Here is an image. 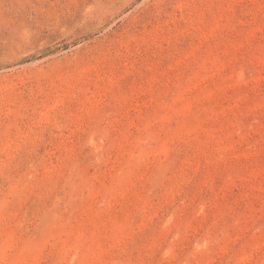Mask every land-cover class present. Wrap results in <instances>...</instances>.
<instances>
[{"label": "rangeland", "instance_id": "rangeland-1", "mask_svg": "<svg viewBox=\"0 0 264 264\" xmlns=\"http://www.w3.org/2000/svg\"><path fill=\"white\" fill-rule=\"evenodd\" d=\"M0 264H264V0H0Z\"/></svg>", "mask_w": 264, "mask_h": 264}]
</instances>
